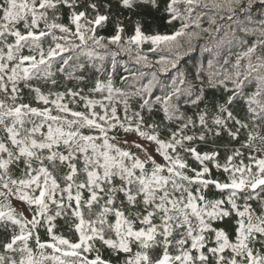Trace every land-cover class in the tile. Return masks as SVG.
I'll use <instances>...</instances> for the list:
<instances>
[{"label":"snow or ice","instance_id":"6c2138e0","mask_svg":"<svg viewBox=\"0 0 264 264\" xmlns=\"http://www.w3.org/2000/svg\"><path fill=\"white\" fill-rule=\"evenodd\" d=\"M0 132V264H264V0H0Z\"/></svg>","mask_w":264,"mask_h":264},{"label":"trees","instance_id":"16d2710c","mask_svg":"<svg viewBox=\"0 0 264 264\" xmlns=\"http://www.w3.org/2000/svg\"><path fill=\"white\" fill-rule=\"evenodd\" d=\"M66 23H67V21H65ZM155 24H156V30L157 31H160V32H164V31H166L167 30V26L165 25V24H163L161 21H156L155 22ZM206 26V25H205ZM127 30V29H126ZM149 30H151V29H149ZM101 34H104V35H111L112 33L110 32V31H105V32H103V33H101ZM199 43H203V41H200ZM145 47H147V46H145ZM25 52H27V50H25ZM149 55H151V53H149ZM196 55H197V62L198 63H201V62H203V57L199 54V53H196ZM124 59H126V57L124 58ZM187 59V58H186ZM188 63L189 64H191L192 63V61H188ZM95 98H97V99H99V98H101L100 97V94H96V96H95ZM28 98L26 97V100H27ZM32 106H36V107H44L42 104H37V102H35L34 100L32 101ZM70 107H72V105H70ZM53 114H55V111L53 112ZM45 131H46V129H44ZM0 136H3V133L2 132H0ZM161 138H164V137H161ZM226 137H221V140H223V139H225ZM121 147H123V148H128V147H126V146H124V145H120ZM132 151V150H131ZM133 152V151H132ZM220 152H221V155H220V157H218V159L220 160V163L221 164H223L224 162H225V150L223 149V148H221L220 149ZM245 157H244V163L245 164H247L249 161H248V158H247V150H245ZM239 160H240V158L238 157V158H236L234 161H233V163L234 164H238L239 163ZM189 163H192V161L191 160H189ZM149 167V169H150V167H151V165H149L148 166ZM15 175H18V173H14ZM189 175H193L192 173H189ZM212 175H214V177H218V176H220V179L221 180H223V179H225L226 178V174L225 173H223V171L222 170H220V171H217L215 168H213L212 169ZM210 195H218V193H211L210 192ZM85 196H87V193H85ZM15 199V198H14ZM16 200V199H15ZM23 203V202H22ZM239 203H243L242 201H240ZM255 202H253V204H254ZM34 207V206H33ZM253 207H256V204L255 205H253ZM242 210V209H241ZM87 212V210L85 209V213ZM85 218L87 219L88 217H87V215L85 216ZM92 218H95L94 216L92 217ZM110 219L111 220H113L114 221V217H110ZM237 219V217L233 214V216L231 217V218H229V219H225L223 222H221V223H224L225 225H227L228 227H230V229L231 230H233L234 228H235V220ZM55 223L58 225V230H62L63 232H64V234H68V225L64 222V220L63 219H57L56 221H55ZM154 223H159V219H158V217L157 218H154ZM135 227L136 228H139L140 227V225H139V223L137 222L136 224H135ZM39 233H40V237H41V241H47L49 238H48V236L46 235V232H45V230H44V228H40L39 229ZM3 233L2 232H0V238H2L3 237ZM234 237H235V231H233V232H231V234H230V237H229V239L230 240H233L234 241ZM8 238L10 239V234L8 235ZM112 238L113 239H115V236H114V233L112 234ZM214 238V236H212V239ZM30 246L33 248V251H34V254H36V255H38L39 253H38V251H37V248H36V244H35V240L33 239V240H31L30 241ZM188 246H190V242H189V245H186L185 247H188ZM209 246H212V244H211V240H210V244H209ZM98 247H100V250H101V252H107V251H109V257L110 258H113V259H117L118 257H116V256H114L113 254H112V252L110 251V250H108L107 248H106V246H100V245H98ZM3 251V249H2V247H0V252H2ZM46 251V253L47 254H51V249H47V250H45ZM160 251L161 250H159V249H157V250H154V252H153V255H156L157 253H160ZM205 251H206V249H205ZM170 252L173 254V255H175V254H178L174 249H170ZM227 253V252H226ZM193 255H195V252H193ZM18 258V257H17ZM106 259V258H105ZM117 261L118 260H112V264H117Z\"/></svg>","mask_w":264,"mask_h":264},{"label":"rangeland","instance_id":"374dc122","mask_svg":"<svg viewBox=\"0 0 264 264\" xmlns=\"http://www.w3.org/2000/svg\"><path fill=\"white\" fill-rule=\"evenodd\" d=\"M128 139H129V141H134V140H137L138 138H137L136 136H134V135H129V136H128ZM141 143H143V142H141ZM122 145H124V146H126V147H128V148L130 147V150H132L133 153H136V154L142 156V153H139V152H138V150L135 148V145H134V144H132L131 146H129V145H125V144H122ZM154 147H155L154 145L151 146V147L149 148V151L152 152L153 155H155V157H156V159H157L158 162L163 163V159H162V157H160L158 154H156V153L153 151ZM213 176H214V175H213ZM218 177L220 178V176H218ZM10 199H11V202H12L13 206H14L15 208H17L18 211L23 210V211H24V215L27 216L28 218H31V211H30V210H25V209H26V206H25L22 202L15 200L14 197H13V198H10ZM253 205H255V203H254ZM214 227L225 229V231L227 232V234H228L229 237H230L231 232L235 231V228H234L233 230H231L230 227H228L227 225H225L224 223H221V222H216V223L214 224ZM213 239H214V238H213ZM212 246H213V245H212ZM102 254H103V257L106 258V259L118 260V258H117V259L110 258V257H109V251H107V252H102ZM225 254L227 255L228 253H225Z\"/></svg>","mask_w":264,"mask_h":264}]
</instances>
